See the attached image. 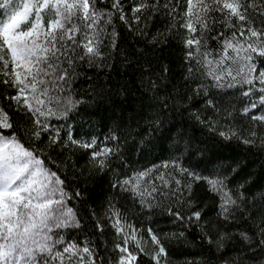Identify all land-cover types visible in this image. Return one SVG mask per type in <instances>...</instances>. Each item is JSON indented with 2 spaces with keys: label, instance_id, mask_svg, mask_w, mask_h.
<instances>
[{
  "label": "snow or ice",
  "instance_id": "obj_1",
  "mask_svg": "<svg viewBox=\"0 0 264 264\" xmlns=\"http://www.w3.org/2000/svg\"><path fill=\"white\" fill-rule=\"evenodd\" d=\"M0 12V264H173L169 246L189 235L217 258L184 264H264V182L246 159L256 149L264 173V0H0ZM127 37L144 48H121ZM173 43L182 88L163 55ZM117 52L142 90L127 117L114 108L126 83L88 76L115 71ZM165 143L157 163L132 161ZM82 180L107 182L103 202Z\"/></svg>",
  "mask_w": 264,
  "mask_h": 264
},
{
  "label": "trees",
  "instance_id": "obj_2",
  "mask_svg": "<svg viewBox=\"0 0 264 264\" xmlns=\"http://www.w3.org/2000/svg\"><path fill=\"white\" fill-rule=\"evenodd\" d=\"M0 17H2V12H0ZM159 27V25H158ZM122 35L127 36V32L124 31ZM132 47L143 49L144 45L142 43L138 44L136 43L131 37H127L126 40L121 41V48H128L129 51ZM163 55L168 57V60L171 62L169 64V67L171 69L172 75L169 77L170 80H172L173 83H176L177 81H181L179 84V87L182 88V78H181V72H182V64L180 60V51L176 47L175 43H173L171 46L164 48ZM109 63H113L115 65L116 70L115 71H109V69H92L88 71V76H93L94 74L101 80L103 79H110L113 86L117 85H124L126 83L127 87V99H125L123 96L120 97H114L115 99V111L117 114L120 113V111L123 109L125 117H127L130 113L134 111V103L136 102L137 97L141 95V89L138 88L139 85V72L137 71V65H132L131 67H128L124 64V62L119 59V53H113L112 59L109 60ZM87 85L84 83L83 80L78 82L77 87L83 88ZM111 103V102H109ZM201 110L203 112V102H201ZM111 108H108L106 111L103 112V115H108L111 112ZM82 115H78L74 118L76 122H79L82 120ZM97 120H99V117H96ZM169 120L173 123H176L178 127H185L190 128L191 130H194L196 132V135H200V129L201 126L199 124H195L193 121H191L187 115V113H169ZM72 122V121H70ZM133 127H135V124H133ZM101 128V125L97 124V131L99 132ZM235 130H240L243 132L244 136H247L248 131L252 130L251 123L246 116L237 115L236 116V125ZM103 135V133H101ZM168 145L162 144L160 147L153 150L151 153H137L135 149H131L132 154V161L135 162L138 166L143 165L147 166L149 162L157 163L158 160L156 159V156L158 153H161L163 149L167 148ZM223 156L226 160L231 159L232 152L231 150L225 149L223 150ZM167 153L164 152L163 155H160L159 159H166ZM249 161H255V163H250V170L253 173V178L256 179L258 182H264V173H262L260 164H261V157L256 149L253 150V153H250L248 157H246ZM79 186H86L93 194V198L97 201V203H101L104 200L105 195H107V189L108 185L106 181H93L89 180L87 184L85 185V182L82 180L80 182ZM89 203H91L89 201ZM121 203H124L121 201ZM154 219V217L150 215L146 216H139L136 218L138 221H144L145 227H147V223L149 220ZM157 225L161 226L163 231H173V229H170L167 227V222L163 220H157L152 226L155 228ZM139 227V224H137ZM193 231H195L193 229ZM195 236L189 235L187 241H183L180 243H177L173 241L171 245L169 246V257L173 264H184V261L186 259L191 260H198L202 256L206 257L208 259H211L213 261L216 260V256H208V248L203 245H199L194 243ZM231 250L229 252H225V256L231 255Z\"/></svg>",
  "mask_w": 264,
  "mask_h": 264
}]
</instances>
